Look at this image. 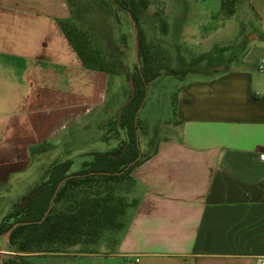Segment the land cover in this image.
I'll list each match as a JSON object with an SVG mask.
<instances>
[{
	"label": "crops",
	"instance_id": "0c3cea01",
	"mask_svg": "<svg viewBox=\"0 0 264 264\" xmlns=\"http://www.w3.org/2000/svg\"><path fill=\"white\" fill-rule=\"evenodd\" d=\"M237 15L250 26L249 47L213 77L177 86L169 136L116 185L128 204L121 227L95 244L33 258H64L59 264L264 258V0H239L229 17ZM71 17L69 0H0V199L9 194L11 175L27 169L12 150L24 154L61 140L68 127L91 130L110 113L112 97L124 94L123 74L83 65L61 27Z\"/></svg>",
	"mask_w": 264,
	"mask_h": 264
},
{
	"label": "rangeland",
	"instance_id": "374dc122",
	"mask_svg": "<svg viewBox=\"0 0 264 264\" xmlns=\"http://www.w3.org/2000/svg\"><path fill=\"white\" fill-rule=\"evenodd\" d=\"M147 1L148 6L141 14L140 25L147 42L157 45V62H162V66L159 77L146 86L144 105L136 114L139 124L136 134L139 159L150 153L160 139L169 136L170 123L174 120L172 101L177 86L188 79L213 77L215 72L228 66L244 47H249L247 37L250 33L246 20L238 15L230 19L221 14L220 0ZM69 2L72 17L67 22L66 29L74 43L91 65L123 74L125 91L120 97L115 95L118 77L112 76L109 85L112 96L115 95L109 102L112 108L110 113L103 112L91 130L68 127L61 132V140L53 139L49 143L30 147L27 154L19 150L11 151L15 155L12 159H16L17 165H26L27 169L13 173L9 178V194L0 199V222L46 179V170L51 166L70 160L68 173L77 172L84 162L92 159L93 153L116 152L126 139L125 131L116 124V118L129 95L128 75L134 72L137 64L135 32L131 19L125 11L116 8L108 0ZM162 25L165 32H162ZM241 25L245 29H241ZM168 69L178 71V76L168 74ZM95 186L67 189L64 198L54 204V209L73 211L84 192L90 194L97 191V198L109 197L108 202L119 198L113 184L110 191L106 190L105 184L98 188ZM14 197H17L15 203L7 202ZM67 248L69 247L44 246L41 252L17 253L16 248L9 245L4 236L0 237V255L3 260L12 259L17 264H59L64 258L33 257L38 254L65 252Z\"/></svg>",
	"mask_w": 264,
	"mask_h": 264
},
{
	"label": "trees",
	"instance_id": "16d2710c",
	"mask_svg": "<svg viewBox=\"0 0 264 264\" xmlns=\"http://www.w3.org/2000/svg\"><path fill=\"white\" fill-rule=\"evenodd\" d=\"M116 8L125 11L132 22L135 32V47L137 64L132 77L134 95L124 107L116 124L125 131L126 139L116 152L93 153L89 162H84L82 168L69 174L71 161L65 160L46 170V179L28 196L27 202L15 206L0 222V237L15 226L9 236L8 243L16 248L17 253L41 252L44 246H73L75 244H95L106 231L118 230L122 223L120 217L128 204L123 198L108 202V198H97L98 192L82 194L73 211L55 210L54 204L61 201L67 189L81 187H97L105 184L106 190H114L116 185L127 179L131 171L143 159L137 157L136 134L138 122L136 114L144 105L146 86L160 75L162 62H157L156 46L147 42L140 25V17L147 9V0H108ZM221 13L229 16L239 0H220ZM66 23L61 27L81 59L83 65L91 70L118 74L91 65L86 56L74 43ZM162 32L165 27L162 25ZM162 57L163 56V52ZM162 59V60H163ZM125 70V69H124ZM127 74V70L125 71ZM167 73L178 76V71L168 69ZM130 94V91H129ZM129 97V95H128ZM174 112V103H173ZM3 264H17L12 259L3 260ZM31 264V263H30Z\"/></svg>",
	"mask_w": 264,
	"mask_h": 264
},
{
	"label": "water",
	"instance_id": "95a60500",
	"mask_svg": "<svg viewBox=\"0 0 264 264\" xmlns=\"http://www.w3.org/2000/svg\"><path fill=\"white\" fill-rule=\"evenodd\" d=\"M127 84H128V87H129V90H130V94H129V97L127 98V100L122 104V106L120 107L119 111H118V118L120 119V116H121V113L124 109V107L132 100V97L134 95V84H133V80H132V77L129 76L128 77V80H127ZM26 201V198H23L21 204H24ZM17 226V224H14L12 226V228H10L7 232H6V235H5V239L7 240L8 239V236L11 232V230ZM1 264H3V257H1Z\"/></svg>",
	"mask_w": 264,
	"mask_h": 264
},
{
	"label": "built area",
	"instance_id": "2783aa9c",
	"mask_svg": "<svg viewBox=\"0 0 264 264\" xmlns=\"http://www.w3.org/2000/svg\"><path fill=\"white\" fill-rule=\"evenodd\" d=\"M259 70L264 71V68L259 66ZM260 160L264 162V153L260 154ZM257 264H264V258L258 260Z\"/></svg>",
	"mask_w": 264,
	"mask_h": 264
}]
</instances>
